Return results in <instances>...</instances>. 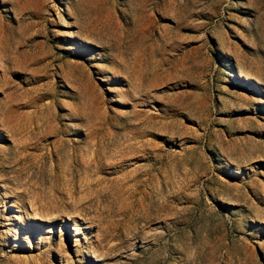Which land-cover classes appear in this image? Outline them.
Returning a JSON list of instances; mask_svg holds the SVG:
<instances>
[{
  "label": "rangeland",
  "instance_id": "obj_1",
  "mask_svg": "<svg viewBox=\"0 0 264 264\" xmlns=\"http://www.w3.org/2000/svg\"><path fill=\"white\" fill-rule=\"evenodd\" d=\"M258 156L264 0H0V264H264Z\"/></svg>",
  "mask_w": 264,
  "mask_h": 264
},
{
  "label": "bare ground",
  "instance_id": "obj_2",
  "mask_svg": "<svg viewBox=\"0 0 264 264\" xmlns=\"http://www.w3.org/2000/svg\"><path fill=\"white\" fill-rule=\"evenodd\" d=\"M242 75V74H241ZM259 157V156H258ZM258 159H264L263 157H259Z\"/></svg>",
  "mask_w": 264,
  "mask_h": 264
}]
</instances>
